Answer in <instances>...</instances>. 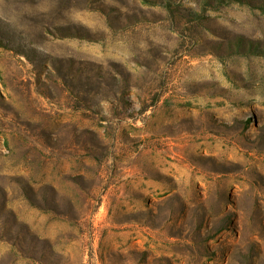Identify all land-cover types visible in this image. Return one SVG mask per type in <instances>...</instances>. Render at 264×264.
<instances>
[{
  "label": "rangeland",
  "instance_id": "374dc122",
  "mask_svg": "<svg viewBox=\"0 0 264 264\" xmlns=\"http://www.w3.org/2000/svg\"><path fill=\"white\" fill-rule=\"evenodd\" d=\"M0 264H264V0H0Z\"/></svg>",
  "mask_w": 264,
  "mask_h": 264
}]
</instances>
